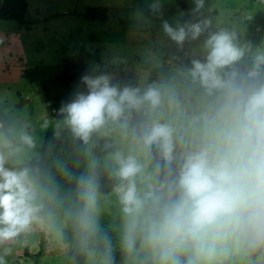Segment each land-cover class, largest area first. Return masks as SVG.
I'll return each mask as SVG.
<instances>
[{"label": "clouds", "instance_id": "9594fccd", "mask_svg": "<svg viewBox=\"0 0 264 264\" xmlns=\"http://www.w3.org/2000/svg\"><path fill=\"white\" fill-rule=\"evenodd\" d=\"M146 2L162 16L161 0ZM192 2L191 19L161 20L179 48L204 37L187 64L139 84L94 68L57 110L56 135L67 127L88 156L65 215L98 264H117L99 222L102 173L119 204L120 264H264V48ZM36 143L27 122L0 121V245L34 227L62 234L55 193L28 162Z\"/></svg>", "mask_w": 264, "mask_h": 264}, {"label": "rangeland", "instance_id": "374dc122", "mask_svg": "<svg viewBox=\"0 0 264 264\" xmlns=\"http://www.w3.org/2000/svg\"><path fill=\"white\" fill-rule=\"evenodd\" d=\"M28 4V19L38 20L29 28L0 19V121L14 119L30 125L37 141L31 158L40 156L47 132L57 129L59 107L82 86L77 82L33 84L25 79V68L76 61L85 65L86 73L95 68L113 73L121 83L139 84L151 76L145 64H167L172 70L187 64L193 51L198 54L202 48L203 36L186 40L179 48L163 33L162 19L192 18L191 10L182 9L175 0H161L162 16L149 15L146 0H28ZM91 6L107 7L108 19H85L84 12ZM203 14L214 24L234 30L254 51L264 48V0H219ZM45 121L47 127H43ZM102 143L92 148L97 156L104 155ZM100 178L108 177L102 173ZM99 204L101 228L114 233L113 245L118 247L120 212L115 194L100 193ZM55 216L63 222L61 235L41 227L22 233L0 245L4 264H76L71 246L63 242L65 223ZM4 248L9 251L4 253ZM85 264H98L95 252L87 251Z\"/></svg>", "mask_w": 264, "mask_h": 264}, {"label": "trees", "instance_id": "16d2710c", "mask_svg": "<svg viewBox=\"0 0 264 264\" xmlns=\"http://www.w3.org/2000/svg\"><path fill=\"white\" fill-rule=\"evenodd\" d=\"M184 10H192V0H175ZM219 0H205L203 12H207ZM28 0H2L0 3V19L14 21L19 25L29 28L30 25L38 23V20L28 19ZM84 18L87 20L106 21L108 19V9L105 6L87 7L84 12ZM97 61H101L98 54L94 55ZM145 68L150 72V78L156 79L161 73L171 71L167 64L153 66L150 63L145 64ZM86 73V67L83 63L76 61H67L65 63H39L33 67L25 68L24 77L30 83H70L80 84V78ZM124 83L138 84L136 81H126ZM81 85V84H80ZM82 86V85H81ZM57 129L47 132L44 143L40 150L39 157H33L28 162L39 169V178L41 183L55 193V199L50 202L54 214L59 215L64 223L63 242L71 246V254L76 264H85L87 251L91 246L85 248L79 242L75 230L72 226L71 218L65 215L66 210H75L76 200V178L86 170L87 155L85 146L77 139H74L67 128L59 129L60 134L56 135ZM50 178V179H49ZM100 193H111L112 181L108 178H100ZM106 231L114 241V233ZM117 263H120L121 257L119 247H114ZM42 254V250L37 253ZM95 254L99 257V252Z\"/></svg>", "mask_w": 264, "mask_h": 264}]
</instances>
